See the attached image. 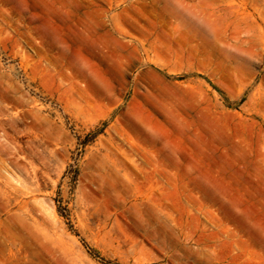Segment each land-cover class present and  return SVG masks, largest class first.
<instances>
[{"label":"rangeland","instance_id":"1","mask_svg":"<svg viewBox=\"0 0 264 264\" xmlns=\"http://www.w3.org/2000/svg\"><path fill=\"white\" fill-rule=\"evenodd\" d=\"M0 264H264V0H0Z\"/></svg>","mask_w":264,"mask_h":264}]
</instances>
